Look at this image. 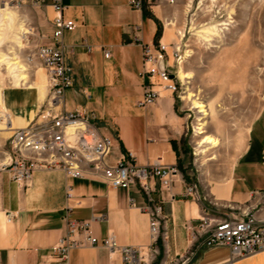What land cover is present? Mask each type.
<instances>
[{"label": "crops", "instance_id": "crops-1", "mask_svg": "<svg viewBox=\"0 0 264 264\" xmlns=\"http://www.w3.org/2000/svg\"><path fill=\"white\" fill-rule=\"evenodd\" d=\"M128 2L61 0L64 18L75 25L72 32H64L61 37L74 84L65 91L62 106L53 111L95 114L104 133L116 138L107 159L109 164L120 153H131L139 167L158 160L165 166L177 165L187 176L180 162L183 128L173 95L160 93L155 104L139 106L141 46L173 39L176 30L170 25L162 29L161 18L164 22L174 18L165 17L170 13L167 0L157 4L142 0V9L137 11ZM105 52H109L108 59ZM39 71L36 79H29L30 90L0 89L2 138L33 122L47 104V77ZM258 124L256 120L247 128L249 142L231 166L229 177L209 191V198L221 207L245 209L258 205L255 214L264 219V200L255 194L264 193V127L258 132L257 147L252 138ZM10 157V151L4 152L0 164L8 162ZM31 179L29 186H19L9 179L6 171H0V264H52L50 249L67 233V207L73 208L70 218L76 221L103 217L91 226L98 240L111 234L119 247L149 243L148 216L139 210L146 196L135 185L127 190L111 189L102 177L69 179L54 169L36 171ZM67 185H71L73 201L66 197ZM153 185V200H162L165 228L170 237L167 248L171 254H182L188 249L184 224L196 221L202 206L184 196V183L178 177L174 178L169 193L157 183ZM170 195L173 200L169 199ZM129 200L136 207L129 206ZM69 254L68 264H121L118 254L109 253L101 245H87ZM191 264H264V251L233 260L226 247L206 248L198 252Z\"/></svg>", "mask_w": 264, "mask_h": 264}, {"label": "built area", "instance_id": "built-area-1", "mask_svg": "<svg viewBox=\"0 0 264 264\" xmlns=\"http://www.w3.org/2000/svg\"><path fill=\"white\" fill-rule=\"evenodd\" d=\"M27 5L46 6L53 11L49 21L50 43L37 47L32 57L28 58L29 64L36 62L46 73L48 101L46 109L33 122L12 131L8 140L11 157L4 166H0V171H6L9 179L19 186H29L36 171L51 169L62 171L69 179L102 177L111 189L127 190L135 185L146 196L139 210L146 213L149 221L148 244L119 247L111 234L103 240L93 236L92 224L103 217L92 216L88 220L76 221L70 218L73 208L67 207V233L50 249L52 264H68L70 251L87 245H101L109 253L118 254L121 264H191L198 252L206 248L226 247L233 260L264 251V219L255 214L258 205L245 209L218 206L200 194L196 182L186 181L177 165L165 166L157 160L149 166L139 167L131 153H120L109 164L107 159L116 138L102 131L95 114L53 111V108L62 106L65 91L74 84L61 37L64 32H72L75 25L64 18L61 0H0V8L19 10ZM128 5L133 10H141L142 0H129ZM141 53L142 100L139 106H151L161 91L169 94L178 92L181 83L173 67L179 65L181 56L174 44L166 45L160 40L152 46L142 45ZM108 54L104 53L106 59ZM176 177L184 183V196L202 206L197 220L184 224L188 249L182 254H171L168 250L170 237L165 228L162 200L154 201L152 198L155 193L153 183L169 193ZM255 194L264 200V193ZM66 197L70 201L74 199L71 185L66 187ZM173 198L169 196L170 200ZM129 206L136 207L131 200Z\"/></svg>", "mask_w": 264, "mask_h": 264}, {"label": "rangeland", "instance_id": "rangeland-1", "mask_svg": "<svg viewBox=\"0 0 264 264\" xmlns=\"http://www.w3.org/2000/svg\"><path fill=\"white\" fill-rule=\"evenodd\" d=\"M149 1L157 4L166 0ZM167 3L170 13L165 17L174 19L164 22L161 18V28L170 25L176 32L174 38L164 40V44L173 40L180 52L181 70L191 74L186 82L179 80L180 88L172 94L183 128L180 162L189 181L196 182L200 194L208 199L209 191L224 183L231 166L245 149L250 136L247 139V128L259 121L252 136L257 147L258 132L264 127V0H173L172 3L167 0ZM9 10L16 16L12 31H7L0 42V56L13 52L20 57L27 65L30 81L36 79L38 70L46 78L40 66L36 62L29 64L28 58L37 47L48 43L53 11L46 6L32 5ZM205 30H210L212 37L203 40L198 32ZM15 35L20 38V46L12 42ZM173 68L178 77L179 65ZM13 87L2 65L0 89ZM25 87L15 88L27 89ZM185 90H190L213 113L204 117L198 110L191 109V104L180 98ZM163 93L161 91V95ZM44 109L46 105L40 110ZM199 120L206 123V134L220 141L219 146L209 150L203 158L196 145L202 138L195 130ZM1 139L0 157L4 152H11L9 137ZM211 157L215 159L206 161Z\"/></svg>", "mask_w": 264, "mask_h": 264}, {"label": "bare ground", "instance_id": "bare-ground-1", "mask_svg": "<svg viewBox=\"0 0 264 264\" xmlns=\"http://www.w3.org/2000/svg\"><path fill=\"white\" fill-rule=\"evenodd\" d=\"M9 9L11 8H0V42L1 40L5 38L7 31L10 32L13 29L12 25L15 21L16 15L14 12H12ZM169 24H171V26H174V22L172 21H170ZM182 33H179L181 37L183 36ZM198 33H200V37L203 38V40L208 39L209 37H212V35L210 34V30H205V31L198 32ZM19 39L20 38L17 35H15L12 38V42L17 46H20L21 42L19 41ZM188 53L190 52L186 51V54ZM186 56H189V55H186ZM2 65H4L8 79L14 87L26 85L25 88L29 90L31 89L29 85V77L27 74V65L22 62L20 57L15 55V53L13 52H9L7 54H1L0 68ZM180 66H181V62L179 63L178 78L179 80L186 82L187 80L191 79V74L185 71L183 72ZM180 98H182L183 102L190 103L192 106L191 109L198 110L197 113L202 114V116L204 117L210 116L213 113L212 110L208 107V105L202 102H199V98H197L196 95H194L190 90H185V93H183ZM201 120L198 121L199 123L197 124V127L195 130L197 131L196 135L202 136V138L199 139V141H197L196 145L198 147L199 156L203 158L205 157L206 153L209 152V150L216 149L219 146L220 141L218 138H215L212 135L206 134V129H205L206 123ZM213 159L215 158L211 157L210 159L208 158V160L206 161L213 160ZM6 162L7 161H5L4 163L0 165L4 166Z\"/></svg>", "mask_w": 264, "mask_h": 264}, {"label": "trees", "instance_id": "trees-1", "mask_svg": "<svg viewBox=\"0 0 264 264\" xmlns=\"http://www.w3.org/2000/svg\"><path fill=\"white\" fill-rule=\"evenodd\" d=\"M158 35H159V34H157V37H158ZM185 179H186V181H188V178H187L186 176H185Z\"/></svg>", "mask_w": 264, "mask_h": 264}]
</instances>
